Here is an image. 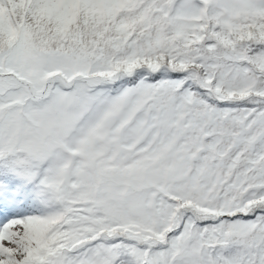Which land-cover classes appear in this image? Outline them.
<instances>
[{
	"label": "snow or ice",
	"instance_id": "1",
	"mask_svg": "<svg viewBox=\"0 0 264 264\" xmlns=\"http://www.w3.org/2000/svg\"><path fill=\"white\" fill-rule=\"evenodd\" d=\"M0 264H264V0H0Z\"/></svg>",
	"mask_w": 264,
	"mask_h": 264
}]
</instances>
